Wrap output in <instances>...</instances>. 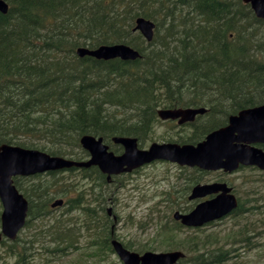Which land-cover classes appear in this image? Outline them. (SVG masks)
<instances>
[{
    "label": "trees",
    "instance_id": "obj_1",
    "mask_svg": "<svg viewBox=\"0 0 264 264\" xmlns=\"http://www.w3.org/2000/svg\"><path fill=\"white\" fill-rule=\"evenodd\" d=\"M5 1L7 12H0V144L84 160L83 134L102 136L119 153L122 148L111 138L135 136L142 146L159 121L158 108L204 106L207 112L191 130L181 127L182 134L170 137L195 143L225 125L229 115L264 102V18L242 0ZM138 16L155 23L150 42L134 31ZM115 43L133 47L139 58L100 60L76 54L79 45ZM74 173L79 175L68 177ZM202 176L198 170L184 176L187 189ZM116 178L108 183L95 166L15 177L28 200V224L42 222L32 239L0 240L3 254L17 256L13 264H22L21 252L35 242L56 259L76 253L71 264H104L114 253L105 203L112 199L107 187ZM83 180L90 181L88 188ZM57 197L66 200L63 211L50 207ZM193 205L178 209L186 212ZM230 215L237 221L228 234L233 243L238 240L246 251L255 248L256 237L264 232V196L238 197ZM168 221L172 228L161 227L167 249L187 253L176 264H225L235 257L215 246L219 236H188L187 230L201 228ZM184 230L187 238H178Z\"/></svg>",
    "mask_w": 264,
    "mask_h": 264
},
{
    "label": "water",
    "instance_id": "obj_2",
    "mask_svg": "<svg viewBox=\"0 0 264 264\" xmlns=\"http://www.w3.org/2000/svg\"><path fill=\"white\" fill-rule=\"evenodd\" d=\"M250 4L257 17L264 18V0H242ZM8 5L0 0V12L5 14ZM154 24L144 17L135 20L134 29L151 40ZM78 56L85 55L97 59L120 58L133 60L139 56L138 51L126 44H102L96 48L78 47ZM204 108H186L181 110L161 109V118H176L181 116L179 123L192 121L197 113H203ZM114 143L123 147V152L115 154L103 144L101 137L90 134L80 137V145L89 152L85 161L50 155L34 148H24L3 143L0 145V202L2 204L1 234L9 239H15L18 230L24 225L27 211V199L20 193L13 182V176H28L45 171L70 168L98 166L106 174L109 181L112 174L130 172L145 163L156 159L176 162L190 167L197 166L204 170L223 169L232 172L240 165H255L264 169V150L256 143L264 144V103L250 107L229 116L225 126L210 131L203 140L196 144H178L175 142H153L147 149H139L134 137L114 136ZM232 188L225 182L196 184L191 189L189 199L215 196L197 203L192 210L182 213L174 211L173 218L180 220L185 226L197 227L218 219L237 206V199ZM62 199L55 200L51 206L61 205ZM0 234V239H1ZM111 244L124 264H174L184 256L180 250L166 252L145 251L142 254L125 248L117 239H111Z\"/></svg>",
    "mask_w": 264,
    "mask_h": 264
},
{
    "label": "rangeland",
    "instance_id": "obj_3",
    "mask_svg": "<svg viewBox=\"0 0 264 264\" xmlns=\"http://www.w3.org/2000/svg\"><path fill=\"white\" fill-rule=\"evenodd\" d=\"M178 134H182V132L178 131L175 124L157 122L152 132L144 140V146L151 141H166L167 138L176 137ZM188 170L189 168L181 169L180 166L174 163L158 161L138 169L137 172L123 174L116 178L115 183L107 187L108 196L112 199L105 203V209L111 207L112 213L117 216L114 227L115 236L124 243H130L133 250L137 252H142V250L153 252L168 250V245L164 239L165 233L161 227L165 223L164 225L172 228V221L168 220H172L173 211L178 209V206L192 202V200L187 199L189 193L187 186L189 183L184 180V175L190 173ZM78 175V173H74L68 177L75 178ZM217 178L228 180L233 185L236 196L242 200L260 194L264 196V171L257 168L245 167L230 174L219 171L204 172L201 182H212ZM83 185L88 188L90 181H84ZM78 188H81L80 183ZM59 211H63V209L61 208ZM75 217L76 213H73V218ZM40 222L42 220L26 225L18 234V237H31L30 234L34 227L40 225ZM236 222V218L229 214L200 226L201 230L181 231L179 232L181 237L178 238L186 239L187 237L184 236H189L190 233L200 236V238H203L206 234H214L217 237L219 236V241L215 243V246H222V249H229L230 254H235V257H232L225 264H264V232L256 237L259 244L255 248L246 251L238 240L233 243L231 236L228 235L232 228L236 230L234 227ZM4 248L0 245V253H5ZM21 254L25 255L22 264H71L70 260L76 259V253L56 259L53 255L43 252L39 247H35V242L26 251H22ZM1 261L2 264H13L15 257L3 254L0 257ZM104 264L123 263L113 253L109 254Z\"/></svg>",
    "mask_w": 264,
    "mask_h": 264
},
{
    "label": "flooded vegetation",
    "instance_id": "obj_4",
    "mask_svg": "<svg viewBox=\"0 0 264 264\" xmlns=\"http://www.w3.org/2000/svg\"><path fill=\"white\" fill-rule=\"evenodd\" d=\"M167 108H175V107H167ZM177 108V107H176ZM180 108V107H179ZM205 114V113H204ZM204 114H198V115H196V119H195V121L198 119V117H200V116H203ZM181 117V116H180ZM178 118L177 119H174V120H171V119H168V120H166L165 122H173V123H175L176 125L178 124ZM192 124L193 123H191V122H185L184 124H181V125H178V126H180V127H182V128H184V127H186V128H188V125L189 126H192ZM181 129V128H180ZM191 130V129H190ZM259 146H261V147H263L264 148V146L263 145H259ZM231 187L232 188H234L233 187V185H231ZM16 261L18 262V257L16 258Z\"/></svg>",
    "mask_w": 264,
    "mask_h": 264
},
{
    "label": "bare ground",
    "instance_id": "obj_5",
    "mask_svg": "<svg viewBox=\"0 0 264 264\" xmlns=\"http://www.w3.org/2000/svg\"><path fill=\"white\" fill-rule=\"evenodd\" d=\"M8 7H9V6H8ZM206 11H207V10H206ZM153 22H154V21H153ZM26 25H27V24H26ZM30 27H31V26H30ZM28 28H29V27H28ZM133 28H134V27H133ZM133 28H132V29H133ZM26 29H27V28H26ZM21 31H22V30H21ZM33 33H34V32H33ZM24 34H25V33H24ZM30 37H31V36H30ZM152 40H153V39H152ZM77 46H78V45H77ZM79 46H80V45H79ZM70 52H71V49H70ZM72 55H73V54H72ZM75 56H76V55H75ZM75 56H73V57H75ZM84 57H85V56H84ZM138 58H139V57H138ZM199 58H200V57H199ZM204 58H205V57H204ZM204 58H203V59H204ZM112 59H113V58H112ZM200 59H201V58H200ZM100 60H101V59H100ZM103 60H104V59H103ZM198 60H199V59H198ZM204 60H205V59H204ZM206 60H207V59H206ZM129 61H131V60H129ZM239 61H240V60H239ZM241 61H242V59H241ZM243 61H244V60H243ZM197 63H198V62H197ZM242 63H244V62H242ZM242 63H241V64H242ZM238 64H239V63H238ZM241 64H240V65H241ZM230 65H231V64H230ZM230 65H229V66H230ZM232 65H233V64H232ZM232 65H231V66H232ZM234 65H235V64H234ZM247 65H248V64H247ZM249 65H250V64H249ZM208 66H209V65H208ZM242 66H243V65H242ZM211 67H212V66H211ZM239 67H240V66H239ZM252 67H253V66H252ZM209 68H210V67H209ZM209 68H208V70H209ZM255 68H256V67H255ZM255 68L252 69V68L250 67V69H252V70H255ZM257 68H259V67H257ZM210 69H211V68H210ZM234 69H235V67H234ZM260 70H261V69H260ZM256 71H257V69H256ZM228 72H230V71H228ZM233 72H234V71H233ZM249 72H250V71H249ZM253 72H254V71H253ZM231 73H232V72H231ZM229 76H230V75H229Z\"/></svg>",
    "mask_w": 264,
    "mask_h": 264
}]
</instances>
